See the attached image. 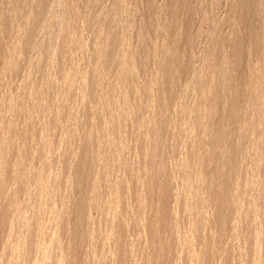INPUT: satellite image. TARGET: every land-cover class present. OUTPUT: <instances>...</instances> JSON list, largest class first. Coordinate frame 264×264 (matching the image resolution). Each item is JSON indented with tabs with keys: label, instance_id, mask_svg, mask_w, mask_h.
<instances>
[{
	"label": "rangeland",
	"instance_id": "1",
	"mask_svg": "<svg viewBox=\"0 0 264 264\" xmlns=\"http://www.w3.org/2000/svg\"><path fill=\"white\" fill-rule=\"evenodd\" d=\"M0 264H264V0H0Z\"/></svg>",
	"mask_w": 264,
	"mask_h": 264
},
{
	"label": "bare ground",
	"instance_id": "2",
	"mask_svg": "<svg viewBox=\"0 0 264 264\" xmlns=\"http://www.w3.org/2000/svg\"><path fill=\"white\" fill-rule=\"evenodd\" d=\"M23 3V2H22ZM159 29V28H158ZM15 31V30H14ZM36 36V35H35ZM53 43V42H52ZM97 44V43H96ZM52 47V46H51ZM68 51V50H67ZM245 54V53H244ZM225 64V63H224ZM172 67V66H171ZM263 74V73H262ZM237 77V76H236ZM46 84V83H45ZM44 84V85H45ZM127 87V86H126ZM249 91V90H248ZM122 96V95H121ZM118 97V96H117ZM200 97V96H199ZM201 99V98H200ZM174 102V101H173ZM183 108V107H182ZM122 109V108H121ZM110 117V116H109ZM91 118V117H90ZM11 120V119H10ZM111 121H112V119H111ZM102 122V121H101ZM151 124V123H150ZM5 141V140H4ZM7 146V145H6ZM255 241V240H254Z\"/></svg>",
	"mask_w": 264,
	"mask_h": 264
}]
</instances>
